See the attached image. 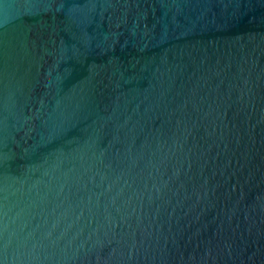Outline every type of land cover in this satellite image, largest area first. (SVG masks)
Returning <instances> with one entry per match:
<instances>
[{"label": "water", "instance_id": "1", "mask_svg": "<svg viewBox=\"0 0 264 264\" xmlns=\"http://www.w3.org/2000/svg\"><path fill=\"white\" fill-rule=\"evenodd\" d=\"M0 264H264V0H0Z\"/></svg>", "mask_w": 264, "mask_h": 264}]
</instances>
